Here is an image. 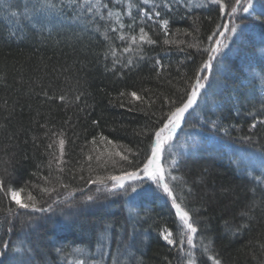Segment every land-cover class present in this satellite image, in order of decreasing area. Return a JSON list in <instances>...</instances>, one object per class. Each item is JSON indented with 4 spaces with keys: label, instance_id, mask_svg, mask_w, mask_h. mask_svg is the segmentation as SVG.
<instances>
[{
    "label": "trees",
    "instance_id": "trees-1",
    "mask_svg": "<svg viewBox=\"0 0 264 264\" xmlns=\"http://www.w3.org/2000/svg\"><path fill=\"white\" fill-rule=\"evenodd\" d=\"M9 2L22 8L37 0ZM224 2L230 5L234 0ZM102 3L108 4L102 9L103 20L95 11L69 6L59 15L36 17L35 27V21L11 15L16 7L0 8V176L55 186L52 195L60 201L49 212L14 218L11 234L0 212V239L10 248L13 242L31 248L37 263L44 254L49 264H112L114 256L118 264H181L183 254L160 234L167 227L176 236L179 218L171 198L154 181L142 178V172L138 179L126 180L123 188L112 189L110 181L108 188L86 181L142 168L150 154L152 131L171 110L170 102L179 103L194 82L195 70L207 58L204 49L221 39L227 47L213 62V74L172 141L183 147L187 158L182 155L171 166L164 153L162 163L171 167V175L183 178L171 181L166 176L178 193L184 189L192 218L198 221L195 243L202 234L222 264H264V184L253 179L262 167H250L238 156L255 155L264 164V0H253V9L234 15L207 0ZM109 10L120 13L124 27L117 32L108 27H118L107 17ZM156 11L159 17L153 15ZM162 19L169 21L167 33ZM234 25L239 26L235 35H212L217 28L224 31ZM141 27L156 43L132 45L133 52L123 53L131 44L129 37H139ZM109 47L120 50L117 57H106ZM137 47L142 51H135ZM117 58L120 63L115 64ZM132 91L143 99L134 100L128 95ZM61 133L63 173L55 162L51 170L47 167L52 154H58L54 142ZM102 136L128 160L109 159L106 149L111 145ZM32 173L51 175L52 184H43ZM60 175L68 189L57 183ZM133 185L137 193L130 191ZM147 190L152 194H138ZM32 191L37 194V189ZM86 195L95 199L86 201ZM195 252L199 260L201 249ZM4 264H11L7 254Z\"/></svg>",
    "mask_w": 264,
    "mask_h": 264
},
{
    "label": "snow or ice",
    "instance_id": "snow-or-ice-1",
    "mask_svg": "<svg viewBox=\"0 0 264 264\" xmlns=\"http://www.w3.org/2000/svg\"><path fill=\"white\" fill-rule=\"evenodd\" d=\"M147 2L148 0H145V3ZM207 2L218 5L220 11L228 10L230 15H234L238 11L247 13L254 7L253 0H244V2H242V0H234V2L230 5L225 3L224 0H207ZM69 6H76L80 8L82 12L86 11L88 13H92L95 11L96 15L102 20L105 19L102 9L108 8V4L102 3V0H82V3L80 0H37V3H26L22 8H19L18 5L10 3L9 0H2V2H0V8L11 9L16 7L18 9L16 12L11 13L13 17L27 19L29 22L35 21V23H33V27H35L36 23H39V20H36V17L44 16L47 18L48 16L59 15L64 11L65 7ZM165 6L169 7L168 4H165ZM129 7H131V5H129ZM198 7H203V5H198ZM145 15L148 16L149 13L145 11ZM153 15L159 17L161 13L156 11ZM107 17L114 18L117 22L118 27H113L111 24L108 26L112 32H117L118 28L124 27L122 23H119V12L114 13L109 10L107 12ZM17 22H19V19ZM160 23L162 24L165 33H167L169 21L167 19H162ZM238 27V25H234L231 28L224 27V31H220V29L217 28V31L212 35H219L223 37L224 32H230L231 34L235 35L237 33ZM105 39H109L107 33H105ZM119 39L123 41L125 36L121 33L119 35ZM129 39L131 44L122 49L123 53L133 52L134 49L132 45L156 43L155 40H152L148 37V34L145 32L143 27L140 28L139 37L131 36ZM165 43H168V41L166 40ZM223 47H227L226 40L216 39L213 40L212 45L204 49V52L207 53V58L204 59L201 63V66L195 70L194 82L189 85V88L185 92V96L179 101V103L176 101L170 102L172 105L171 110L168 112L161 125L152 131L154 139L150 146V154L143 162L142 168H139L135 171H127L122 175L109 174L105 176H96L95 178L90 177L89 180L86 181L88 184H95L97 186H102L103 188H108V182L110 181L112 182V189L117 187L123 188L126 180L138 179L141 172L154 181L157 187L162 189L167 197L171 198V205L175 209V215L179 218V223L177 225L178 232L176 236H174L173 232L167 227H164L160 234L168 245L176 246L177 252L183 254L181 256V264H209V262L210 264H222L219 254L215 253L210 247L211 241H209L208 244H205L201 234L200 243L197 244L194 242L199 232L198 221L193 220L192 218L193 210L190 209L186 203L184 189H181L178 193L175 186H170L169 180L166 179V176L170 178L171 181H176L178 179L182 180L183 178H178L171 175V167L166 169L162 163V160L164 158L165 152H168L170 156L172 155V149L175 147L172 141L174 140L175 134L180 128L185 114L197 104L198 98L201 95V91L205 89L209 76L213 74V62L217 60V57L221 54ZM118 51L120 50L109 47L108 53L105 55L106 57L109 54L113 57H117ZM135 51H142V47H137ZM114 63H120L119 59L117 58ZM126 63H131V60H128ZM157 64H159V61H157ZM44 95L47 96L48 94L44 93ZM121 95H124V93ZM128 95L137 101H141L143 99V97L139 96L135 91H132ZM49 99H55V97H49ZM59 99L64 101L66 97L61 95ZM75 99L79 101L80 96L77 95ZM255 126V124L252 125V127ZM248 139H251V137H248ZM101 140L106 141L107 145H111L110 150L106 149V154L109 159H112L113 157H119L123 161L128 160V156L123 155L121 151L117 150V146L114 145L112 141L108 140L107 137L102 136ZM54 143L58 145V154H52L53 159L49 161L47 167L51 170L53 163L55 162L58 171L63 173L65 171L63 165H65L66 162L63 159L65 139L63 138L62 133ZM92 143L95 145L97 142L94 139ZM52 147L53 144L49 143L48 148ZM96 159L99 161L101 156L97 155ZM88 160H92V156H89ZM113 163H115V160H113ZM177 163L178 161L175 158L171 160V166H175ZM32 175L38 176V173H32ZM73 179H75V177H73ZM80 179L83 180L84 177L81 176ZM253 179L256 180L257 183L264 184V164H262L260 176H254ZM38 180L43 181V184L45 185L52 184L51 175H39ZM62 180V175L56 177V181L59 183L60 188L68 189L69 184L63 183ZM13 184L16 186H13ZM33 188L37 189V194L35 195L32 191ZM100 190L101 188L98 187L97 191ZM78 191L83 192L84 189L80 188ZM130 191L132 193H137V186H130ZM186 191L191 194L192 189L187 188ZM56 192L57 188L55 186H43L39 182L33 185L30 181L21 183V181L15 180L11 176H0V212L4 213V218L8 220L9 227L7 228V232L9 234L12 233V220L14 218L20 217L24 213H46L51 211L53 205L60 203V201L52 195ZM73 194L74 193H69V195ZM138 194L148 196L152 193L151 190H147ZM38 195L41 196V199H38ZM43 196H47L49 199L44 200ZM94 199L95 197L93 195L85 196L86 201H93ZM41 200H43V203H41ZM244 215H247V213H244ZM2 223L3 222L0 221V225H2ZM107 231L108 230L105 229V233L103 234L105 239ZM185 245L188 247L186 248ZM197 248L201 249L199 260L197 259V254L195 252V249ZM6 254L10 258L11 264H36L35 256L31 248L22 247L21 245H17L15 242H13L10 248L9 242L7 240L0 239V264H4V258L6 257ZM129 254L131 255V253ZM103 255V251H101V260H103ZM44 264H48V261L45 260ZM81 264H83V262H81ZM112 264H118L117 257L114 256L112 258Z\"/></svg>",
    "mask_w": 264,
    "mask_h": 264
},
{
    "label": "rangeland",
    "instance_id": "rangeland-1",
    "mask_svg": "<svg viewBox=\"0 0 264 264\" xmlns=\"http://www.w3.org/2000/svg\"><path fill=\"white\" fill-rule=\"evenodd\" d=\"M193 117H197L198 116V112L196 111L195 113H193V115H192ZM185 136H186V133L183 135V138H185ZM181 146V145H180ZM182 147V146H181ZM183 148V147H182ZM182 148H180L179 147V144H175V147L172 149V155L170 156L169 154H168V152H165V155H166V163L167 164H170L171 165V160L173 159V158H175L177 161L178 160H180V157H182V155H183V158L185 157V155L183 154V149ZM239 152V151H238ZM238 155V154H237ZM241 159H242V161L243 162H246L247 164H248V166H250V167H258V168H261L262 167V162L259 160V159H257V160H255L254 158H256L255 157V155L254 156H247V155H244V154H242L241 152H239V155H238ZM187 157H185V159H186ZM198 158L199 157H196V160H198ZM143 175L144 176H146V177H148L147 175H145L144 173L141 175V177L142 178H144L143 177ZM86 208V207H85ZM84 207H83V209H85ZM88 208V207H87ZM85 209V210H88V209ZM36 223V222H35ZM30 224V223H29ZM103 241V240H102ZM47 256V255H46ZM46 256H44V254L42 255V256H40L41 258L40 259H42L40 262L41 263H37L36 262V264H44V262H45V260H47L48 261V264H49V258L48 257H46Z\"/></svg>",
    "mask_w": 264,
    "mask_h": 264
}]
</instances>
